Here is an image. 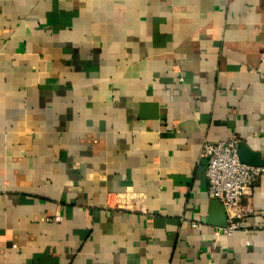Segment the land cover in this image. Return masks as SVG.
<instances>
[{
    "label": "crops",
    "instance_id": "crops-1",
    "mask_svg": "<svg viewBox=\"0 0 264 264\" xmlns=\"http://www.w3.org/2000/svg\"><path fill=\"white\" fill-rule=\"evenodd\" d=\"M233 135L264 161V0H0V264H264V171L208 221Z\"/></svg>",
    "mask_w": 264,
    "mask_h": 264
},
{
    "label": "built area",
    "instance_id": "built-area-1",
    "mask_svg": "<svg viewBox=\"0 0 264 264\" xmlns=\"http://www.w3.org/2000/svg\"><path fill=\"white\" fill-rule=\"evenodd\" d=\"M238 141L236 135H233L226 140H207L203 143V152L208 160L206 174L209 195L224 204L227 214V225L217 227L216 235L233 234L243 227L247 209L242 205V200L244 196L250 194L253 185L264 171L261 166L241 161ZM52 220L58 223L62 216L59 213L55 214ZM192 225L199 227L196 222Z\"/></svg>",
    "mask_w": 264,
    "mask_h": 264
},
{
    "label": "water",
    "instance_id": "water-1",
    "mask_svg": "<svg viewBox=\"0 0 264 264\" xmlns=\"http://www.w3.org/2000/svg\"><path fill=\"white\" fill-rule=\"evenodd\" d=\"M238 152L242 162L249 165L263 166L264 161L260 159L259 154L252 151L244 142L238 143ZM211 210L212 212L208 221L218 227H225L227 225V214L224 204L219 200L213 199L211 202ZM214 213L217 215V218L213 216Z\"/></svg>",
    "mask_w": 264,
    "mask_h": 264
}]
</instances>
